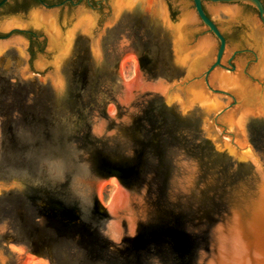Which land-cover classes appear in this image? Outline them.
Listing matches in <instances>:
<instances>
[{
  "label": "water",
  "instance_id": "obj_1",
  "mask_svg": "<svg viewBox=\"0 0 264 264\" xmlns=\"http://www.w3.org/2000/svg\"><path fill=\"white\" fill-rule=\"evenodd\" d=\"M38 2L0 0V264H264L262 0Z\"/></svg>",
  "mask_w": 264,
  "mask_h": 264
},
{
  "label": "rangeland",
  "instance_id": "obj_2",
  "mask_svg": "<svg viewBox=\"0 0 264 264\" xmlns=\"http://www.w3.org/2000/svg\"><path fill=\"white\" fill-rule=\"evenodd\" d=\"M126 62V61H125ZM120 67L124 82L128 83L135 78V63L133 60H128ZM116 191L114 183H109L102 187L100 191V198L105 206H109Z\"/></svg>",
  "mask_w": 264,
  "mask_h": 264
},
{
  "label": "flooded vegetation",
  "instance_id": "obj_3",
  "mask_svg": "<svg viewBox=\"0 0 264 264\" xmlns=\"http://www.w3.org/2000/svg\"><path fill=\"white\" fill-rule=\"evenodd\" d=\"M30 2L32 1L33 3H35V4H38L39 2H38V0H29ZM44 1V0H43ZM65 1V0H64ZM45 3H47L46 1H44ZM63 2V1H62ZM92 2H93V0H87V3L88 4H91V7L92 8H95L94 6H93V4H92ZM262 2H263V4H264V1L262 0ZM61 3V2H60ZM48 4V3H47ZM55 4H57V3H55ZM50 5V4H49ZM6 6V5H5ZM26 37L29 39V41H30V44H32V42H33V40L36 38V36H34L33 34H26ZM31 51V50H30Z\"/></svg>",
  "mask_w": 264,
  "mask_h": 264
},
{
  "label": "trees",
  "instance_id": "obj_4",
  "mask_svg": "<svg viewBox=\"0 0 264 264\" xmlns=\"http://www.w3.org/2000/svg\"><path fill=\"white\" fill-rule=\"evenodd\" d=\"M26 1H29V0H26ZM44 1H46L50 5H53L55 3H60V2H62L64 0H44ZM32 47H33V42H32L31 47H30L31 52H32Z\"/></svg>",
  "mask_w": 264,
  "mask_h": 264
},
{
  "label": "bare ground",
  "instance_id": "obj_5",
  "mask_svg": "<svg viewBox=\"0 0 264 264\" xmlns=\"http://www.w3.org/2000/svg\"><path fill=\"white\" fill-rule=\"evenodd\" d=\"M127 62V61H126ZM125 62V63H126ZM135 63V62H134ZM115 186H116V191H117V189H118V187H117V185L115 184ZM116 191H115V193H116ZM115 195V194H114ZM114 197V196H113ZM105 206V205H104ZM105 207H108V206H105Z\"/></svg>",
  "mask_w": 264,
  "mask_h": 264
}]
</instances>
